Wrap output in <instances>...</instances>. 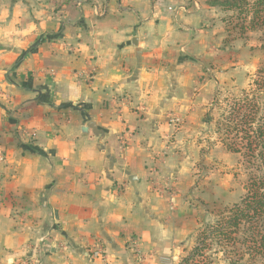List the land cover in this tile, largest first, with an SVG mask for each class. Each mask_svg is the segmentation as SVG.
Masks as SVG:
<instances>
[{"label":"crops","instance_id":"crops-1","mask_svg":"<svg viewBox=\"0 0 264 264\" xmlns=\"http://www.w3.org/2000/svg\"><path fill=\"white\" fill-rule=\"evenodd\" d=\"M188 1L0 3V264H177L192 245L209 90Z\"/></svg>","mask_w":264,"mask_h":264},{"label":"trees","instance_id":"trees-1","mask_svg":"<svg viewBox=\"0 0 264 264\" xmlns=\"http://www.w3.org/2000/svg\"><path fill=\"white\" fill-rule=\"evenodd\" d=\"M207 3L221 12H233L234 28L240 33L261 32L260 48L264 51V0ZM230 18L222 22L228 25ZM223 102L226 110L217 131L224 148L242 157L246 164L245 193L205 223L194 245L184 250L177 264H190L195 258L212 264L219 256L228 264H264V64L246 89Z\"/></svg>","mask_w":264,"mask_h":264},{"label":"rangeland","instance_id":"rangeland-1","mask_svg":"<svg viewBox=\"0 0 264 264\" xmlns=\"http://www.w3.org/2000/svg\"><path fill=\"white\" fill-rule=\"evenodd\" d=\"M5 1L11 0H2ZM39 1L57 7L71 0ZM207 1L209 0H202V4L205 5V89L209 92L205 96L203 147L198 151L199 155L194 153L195 160L190 166L191 171L187 173L188 177L193 179L192 188L198 191L189 198L190 205L195 206L197 212L198 226L193 234V243L188 249L194 245L196 236L205 223L211 222L221 209L238 201L245 193L246 164L242 157L224 148L217 128L222 113L226 110L223 100L235 97L246 89L257 70L264 64V51L260 48L261 32L246 30L240 33L234 28L233 12H221L219 8L211 7ZM200 2L201 0H190L193 6H197L198 3L200 5ZM186 4H189L188 0ZM228 17L232 18L226 25L222 19ZM165 149L166 147L160 153V157L156 158L158 161L155 163L158 167L159 164H163L161 160L165 156ZM202 190H205L203 198L199 195ZM137 248L139 255L132 253L137 261L142 262L143 256L138 241ZM201 261L200 258H195L190 264H203ZM212 264L228 263L219 256Z\"/></svg>","mask_w":264,"mask_h":264},{"label":"water","instance_id":"water-1","mask_svg":"<svg viewBox=\"0 0 264 264\" xmlns=\"http://www.w3.org/2000/svg\"><path fill=\"white\" fill-rule=\"evenodd\" d=\"M133 43L135 44V40L133 41ZM88 130H91L93 134L95 135H100L102 136L103 135V132L102 131H99L96 129V125L94 122H90L88 124L85 125V127L83 128V131L84 132H87ZM128 181L130 183V186L131 188L133 189L134 192H136V182H137V177L135 176H131L128 178Z\"/></svg>","mask_w":264,"mask_h":264},{"label":"built area","instance_id":"built-area-1","mask_svg":"<svg viewBox=\"0 0 264 264\" xmlns=\"http://www.w3.org/2000/svg\"><path fill=\"white\" fill-rule=\"evenodd\" d=\"M123 137L119 138V141L121 142V146H124L125 144V141H123L122 139ZM2 160V157H0V161ZM130 247H131V250L132 252L135 254V255H139V251H138V248H137V240L134 239L131 241L130 243ZM9 264H14L13 262H9Z\"/></svg>","mask_w":264,"mask_h":264},{"label":"clouds","instance_id":"clouds-1","mask_svg":"<svg viewBox=\"0 0 264 264\" xmlns=\"http://www.w3.org/2000/svg\"><path fill=\"white\" fill-rule=\"evenodd\" d=\"M0 2H2V0H0ZM24 19L27 20L28 17L25 16ZM5 43H8V41L6 40ZM6 67H7V66H4V70H6ZM71 138L74 139L75 137L72 136ZM4 264H9V259H8L7 254H5V256H4Z\"/></svg>","mask_w":264,"mask_h":264}]
</instances>
